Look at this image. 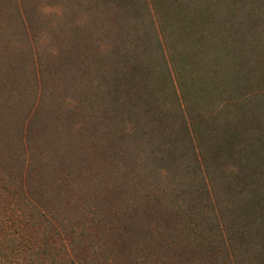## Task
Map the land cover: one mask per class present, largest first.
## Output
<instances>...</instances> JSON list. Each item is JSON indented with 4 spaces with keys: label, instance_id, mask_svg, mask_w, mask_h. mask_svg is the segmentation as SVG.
I'll list each match as a JSON object with an SVG mask.
<instances>
[{
    "label": "trees",
    "instance_id": "16d2710c",
    "mask_svg": "<svg viewBox=\"0 0 264 264\" xmlns=\"http://www.w3.org/2000/svg\"><path fill=\"white\" fill-rule=\"evenodd\" d=\"M65 7L44 74L76 80L86 114L53 139L55 106L36 152L0 163V264H264V0ZM89 145L138 185L87 164ZM112 179L126 195L106 215L71 188Z\"/></svg>",
    "mask_w": 264,
    "mask_h": 264
},
{
    "label": "rangeland",
    "instance_id": "374dc122",
    "mask_svg": "<svg viewBox=\"0 0 264 264\" xmlns=\"http://www.w3.org/2000/svg\"><path fill=\"white\" fill-rule=\"evenodd\" d=\"M65 5H68V0H0V163L11 161L18 154L30 156L36 152L31 142L33 136L37 138L41 136L36 127L42 125L44 129L46 128V122L52 118V110L55 106H62L60 109L62 114L58 121L57 118L51 121L57 126L53 139L57 137L58 132L64 138L70 135L67 134L70 130L77 133L76 129L81 126L80 123L86 114V111H78L79 102L76 94L73 93L76 80L71 81L72 88L69 89V86L67 87L69 78L64 82V73L56 72L50 83L53 86L49 88L45 76L49 66L46 58L43 57L50 44L47 33H51L54 19L64 18ZM21 21L25 22L26 28L21 27ZM68 28V24L63 27L64 30ZM57 35L58 33L53 35V40L58 39ZM36 36L39 39L38 43L34 40ZM34 59H37L36 64H33ZM36 77L39 79L38 84L35 82ZM63 97L67 98L66 102ZM75 113L78 114L76 117ZM44 135L43 133L42 137ZM87 151L89 152L87 164L91 163L93 166L94 162L99 160L104 165L105 171H109V176L117 173L122 180L128 178V181L136 182L138 185V178L129 177L121 166L115 165L114 156L106 160L104 154H100L99 149L92 145L87 146ZM78 163L79 161L76 160L67 164V171L73 173L74 178H80L82 173ZM17 167L22 168L21 165ZM17 167L13 163L12 170H9L15 171ZM26 169L32 170L34 167ZM32 179L35 181L34 176ZM112 180L104 182L99 180L91 184L77 182L76 185L71 184V188L79 199L82 196L87 198L86 200L88 197L101 199V202L98 201L93 207L88 206V209L106 215L109 210L108 203L119 201L118 192L126 195L122 193L124 188H119L121 184L117 180ZM16 181H18L17 177ZM88 209L85 208L83 212L87 213Z\"/></svg>",
    "mask_w": 264,
    "mask_h": 264
}]
</instances>
